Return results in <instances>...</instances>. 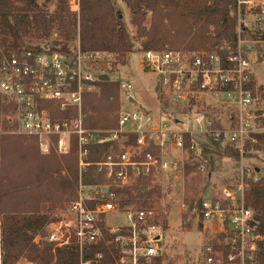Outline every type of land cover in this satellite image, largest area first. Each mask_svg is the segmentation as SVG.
<instances>
[{
	"label": "built area",
	"instance_id": "built-area-1",
	"mask_svg": "<svg viewBox=\"0 0 264 264\" xmlns=\"http://www.w3.org/2000/svg\"><path fill=\"white\" fill-rule=\"evenodd\" d=\"M66 2L80 19L82 0ZM238 5L239 33L248 26L263 31L264 0H238ZM244 5L248 14L242 12ZM243 42L240 38L237 52L226 58L217 51L190 50L183 45L145 49L140 68L152 75L156 89L170 107L165 113L161 111V119L157 118L137 98L135 80L118 79L119 127L110 130L85 127L82 105L85 93L104 81L101 75L113 71L112 50L82 44L59 48L31 44L0 59V92L16 105L19 131L36 136L43 154L54 151L64 155L74 143L78 147V198L47 227L45 239L53 244L54 251L75 245L78 264H157L164 256L162 224L155 220L153 210L122 206L120 199L126 187L142 174L153 171L156 178L160 174H183L190 149L199 158V147L208 140L207 143L229 142L235 146L241 156L240 174L232 186L225 187L223 199L206 197L194 207L199 225L206 228L211 222L219 232L228 233V253L207 243L191 264H257L256 253L259 243L264 245V233L255 230L254 211L245 204L246 180L254 178L255 172L246 163V153H264V140L259 137L264 135V107L250 87L255 81L252 60L245 56ZM98 63L105 64V68H95ZM45 102L55 104L59 111L77 107L78 115L54 118L53 108L45 107ZM101 132L108 133L101 141L117 140L121 134H137V138L120 144L122 152L99 162V170H106L108 181L90 185L83 182L82 172L90 164L88 146L98 141ZM151 147L159 148L160 154L147 151ZM0 264H6L1 213ZM23 264L39 263L24 260Z\"/></svg>",
	"mask_w": 264,
	"mask_h": 264
},
{
	"label": "trees",
	"instance_id": "trees-1",
	"mask_svg": "<svg viewBox=\"0 0 264 264\" xmlns=\"http://www.w3.org/2000/svg\"><path fill=\"white\" fill-rule=\"evenodd\" d=\"M122 3L129 9V22L124 16ZM51 4L54 5L53 10ZM242 12L249 13L246 5ZM149 14L150 24L147 26L145 22ZM238 19V0H82L80 19L69 10L66 0H0V59L14 51L29 48L33 41H46L54 27H59V36L65 37L66 41L77 34L85 47L114 50L122 63L128 59L127 54L131 56L143 47L182 44L190 50L217 51L226 58L230 53L237 52L240 38L248 43L264 42V30L248 26L240 34ZM70 30H74L75 35H71ZM244 54L250 56L247 46ZM250 87L258 95L255 81ZM158 92L162 97V93ZM2 96L1 112H15V103L11 101L7 104L8 97ZM54 105L49 102L44 104L53 108L54 118L69 119L78 115L77 107L59 111ZM167 107L168 104H165L161 108L162 113ZM120 109L118 79L99 81L97 89L84 95V125L89 129L118 128ZM8 122L3 121L2 129L7 133L0 134V213L3 217L5 262L17 264L20 259H25L39 264L53 261L55 264H78L79 253L75 245L54 251L53 244L45 239L48 225L59 218L71 201L78 198L80 170L77 144H73L68 154L58 155L54 151L43 154L36 136L8 132L18 125V119L13 126ZM107 135L105 132L98 133V141L96 139L88 146L87 161L90 164L82 172V180L86 184L107 182L106 170L100 171L98 163L105 161L110 154L122 152L120 144L135 142L137 138V134H121L117 140L101 141ZM259 137L264 140V135ZM186 145L190 146L188 142ZM219 145L221 155L239 166L241 156L235 146L229 142ZM147 151L160 154L156 147ZM190 153V160L184 167L187 209L181 220V227L186 230L193 227L195 204L206 198L204 191L199 190L205 179L200 169L204 159L196 158V152L191 149ZM246 157L264 159L249 151ZM193 171L197 172L191 175ZM162 192L161 184L151 171L134 179L124 190L120 202L122 206L134 205L139 209L157 211ZM245 204L254 211L257 220L255 230L264 233V176L246 180ZM158 217L155 220L167 232L168 221ZM227 235V232H220L211 239L214 247L225 254L229 251L225 243ZM256 255L257 264H264L263 243H259ZM163 262L174 264L165 253L157 264Z\"/></svg>",
	"mask_w": 264,
	"mask_h": 264
},
{
	"label": "rangeland",
	"instance_id": "rangeland-1",
	"mask_svg": "<svg viewBox=\"0 0 264 264\" xmlns=\"http://www.w3.org/2000/svg\"><path fill=\"white\" fill-rule=\"evenodd\" d=\"M121 7L123 9L126 21L129 22V9L123 3L121 4ZM50 8L51 10H53L54 5L51 4ZM150 17L151 15L149 14L145 22L147 26H149L150 24ZM77 27L80 28V25L78 24ZM57 28H53L52 35L50 36V38L46 39V41H33L30 43V45L49 44L59 48L64 44H68L69 47H73L72 45L81 44V39L77 34H74V30H70V33L71 35L75 36L72 37L70 41H66L64 40L65 37L62 38L59 36V27ZM243 44L248 47V51L250 52L253 74L257 80V83L260 84V88H258V96L260 95V106L264 107V42L248 43L244 41ZM182 45L185 46V44ZM182 45L166 46L178 48ZM147 48L149 47H143L139 50V52L132 53L131 56L127 54L126 58L128 59L125 63L120 62L117 58L118 54L114 50H112V57L115 58V67H113V71H110L109 76H112L116 79L129 78L135 80L137 98H140V100L144 102V104H146L153 110L156 117L161 119V108L166 104L165 97H161L159 95V92L156 89L155 85L156 82L153 80L152 75L146 74L140 68L142 51ZM95 68H98V70H103L105 68V64H95ZM2 95L3 94L0 92V100H2ZM9 102H11L9 99L6 100L7 104ZM169 107L170 106H168L167 108ZM15 120H17L16 111H10L8 114H3L0 109V134L7 133L5 131H2L3 121H9L8 124H11L13 126L15 124ZM8 132L12 134H23L19 131L18 125L14 126ZM207 142L208 140L205 142L206 144L204 146L199 147L201 157H203L204 159V161L202 160L201 165L203 166V168L201 167L200 169L203 172V177H205L204 181L201 182L199 186V190L204 191V197L223 199V192L225 187L232 186V184H234L238 180L240 174L239 166L234 164L235 162L233 163L231 159L221 155L219 145ZM259 155L264 157L263 152ZM246 163L251 168H254V179H258L259 177L264 176V159H247ZM256 167L260 169L257 171ZM196 172L197 171L191 172V175L196 174ZM162 175L160 174L159 177L156 178V181L161 184L163 191L162 197L159 201L160 208L157 211L155 209L151 210L155 212L156 217L159 216V220H167L169 224V229L164 233V239L162 242L164 253L170 257V260H172L174 264H191L198 259L199 253L204 248V246L207 243H212L211 239L220 233L219 228H217V226H215L211 222H208L206 224V228L203 226H199V223L195 217L192 229H183L181 227V220L187 209L184 199L186 195L187 178L186 176H184V173L178 177L171 174H164V176ZM191 175L188 176V178L191 177ZM190 193L191 191L187 192V194ZM193 215L195 216V214ZM24 260L25 259H20L19 261L22 263H19L18 261L17 264H23Z\"/></svg>",
	"mask_w": 264,
	"mask_h": 264
},
{
	"label": "water",
	"instance_id": "water-1",
	"mask_svg": "<svg viewBox=\"0 0 264 264\" xmlns=\"http://www.w3.org/2000/svg\"><path fill=\"white\" fill-rule=\"evenodd\" d=\"M101 79L104 80V81H108V80H110V76L104 74V75H101ZM257 171H258V169H257Z\"/></svg>",
	"mask_w": 264,
	"mask_h": 264
},
{
	"label": "crops",
	"instance_id": "crops-1",
	"mask_svg": "<svg viewBox=\"0 0 264 264\" xmlns=\"http://www.w3.org/2000/svg\"><path fill=\"white\" fill-rule=\"evenodd\" d=\"M254 80H255V83H256V87L257 88H260V84L259 83H257V80H256V78H255V76H254ZM259 94V93H258ZM260 96V95H259ZM260 98V97H259Z\"/></svg>",
	"mask_w": 264,
	"mask_h": 264
}]
</instances>
